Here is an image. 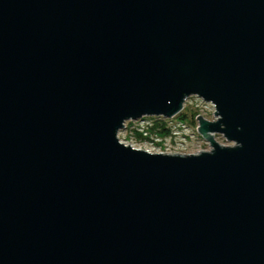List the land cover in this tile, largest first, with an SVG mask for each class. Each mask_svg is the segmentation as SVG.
Masks as SVG:
<instances>
[{
	"label": "water",
	"instance_id": "1",
	"mask_svg": "<svg viewBox=\"0 0 264 264\" xmlns=\"http://www.w3.org/2000/svg\"><path fill=\"white\" fill-rule=\"evenodd\" d=\"M0 264H264V0H0Z\"/></svg>",
	"mask_w": 264,
	"mask_h": 264
},
{
	"label": "rangeland",
	"instance_id": "2",
	"mask_svg": "<svg viewBox=\"0 0 264 264\" xmlns=\"http://www.w3.org/2000/svg\"><path fill=\"white\" fill-rule=\"evenodd\" d=\"M184 112L187 116L186 123L182 125L181 122L170 118V122H166V132L160 131L163 126L159 125L163 117L145 116L136 121H126L125 128L118 132V138L126 145L151 153L197 154L210 150L207 139L198 134L196 116L199 114L203 118L214 120L212 106L196 96H190L184 102L181 113ZM154 125L157 126L158 132L163 133H151L150 128ZM214 139L222 145H233L220 134H215Z\"/></svg>",
	"mask_w": 264,
	"mask_h": 264
},
{
	"label": "trees",
	"instance_id": "3",
	"mask_svg": "<svg viewBox=\"0 0 264 264\" xmlns=\"http://www.w3.org/2000/svg\"><path fill=\"white\" fill-rule=\"evenodd\" d=\"M173 119H175L176 121L178 122H181V124H185L186 123V120H187V116H186V113H178L175 117H173ZM166 122H170V120H168L167 118L163 119L162 118V123L159 125V126H163L162 129L160 131H163V132H166L167 131V127H166ZM158 125V124H157ZM151 129V130H150ZM149 130L151 131V133H160L162 134L163 132H158V128L156 125H154L153 127H151ZM150 133V134H151ZM140 136V135H139Z\"/></svg>",
	"mask_w": 264,
	"mask_h": 264
},
{
	"label": "built area",
	"instance_id": "4",
	"mask_svg": "<svg viewBox=\"0 0 264 264\" xmlns=\"http://www.w3.org/2000/svg\"><path fill=\"white\" fill-rule=\"evenodd\" d=\"M211 106H212V108H213V113H214V107H213V105L211 104V103H209ZM183 125V124H182Z\"/></svg>",
	"mask_w": 264,
	"mask_h": 264
}]
</instances>
